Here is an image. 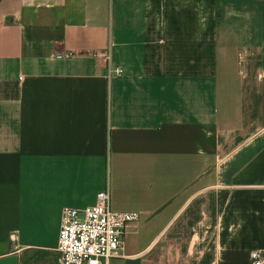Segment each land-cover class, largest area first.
<instances>
[{
    "label": "crops",
    "instance_id": "1",
    "mask_svg": "<svg viewBox=\"0 0 264 264\" xmlns=\"http://www.w3.org/2000/svg\"><path fill=\"white\" fill-rule=\"evenodd\" d=\"M103 189L109 264H264V0H0V264Z\"/></svg>",
    "mask_w": 264,
    "mask_h": 264
},
{
    "label": "built area",
    "instance_id": "2",
    "mask_svg": "<svg viewBox=\"0 0 264 264\" xmlns=\"http://www.w3.org/2000/svg\"><path fill=\"white\" fill-rule=\"evenodd\" d=\"M72 53H66L69 56ZM107 57L105 53L94 56ZM121 73V68L115 69ZM140 218L137 210H115L108 189L96 193L95 203L82 209L65 206L61 210L57 250L61 264H109L120 255L126 228ZM251 264H263V256L253 250Z\"/></svg>",
    "mask_w": 264,
    "mask_h": 264
}]
</instances>
